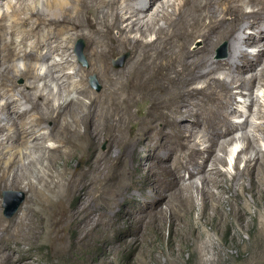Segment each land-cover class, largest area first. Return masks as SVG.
Segmentation results:
<instances>
[{
    "label": "bare ground",
    "instance_id": "obj_1",
    "mask_svg": "<svg viewBox=\"0 0 264 264\" xmlns=\"http://www.w3.org/2000/svg\"><path fill=\"white\" fill-rule=\"evenodd\" d=\"M31 1L33 3L21 2L18 7L11 0L7 1L1 18L9 15L13 18L9 24L0 20V95L6 96L0 101V186H14L29 193L13 220L3 221L0 217V230L7 235L5 240L35 239L43 235V228H47L45 235L56 244L55 241L62 238L60 230L65 220L81 221L95 214L89 208L87 197L97 189L104 195V175L110 160L108 150L101 152L97 145L102 136L119 125L116 119L129 115L133 104L149 103L137 129L138 133L148 137H162L160 134L168 137V131L175 125L179 114L184 118L197 116L199 122L204 121V128L208 131V149L218 141L224 148L233 141V132L237 129H245L241 137L248 144L253 143L257 137L255 133H248V125L262 132L264 139V124L247 119L235 124L228 117L234 111L236 101L232 88L236 85L247 94L256 78L264 80L261 71L244 76V66L252 59L264 67V0ZM246 26L255 29L254 35L238 33H243ZM114 29L116 35L113 34ZM150 31L155 36L146 39V32ZM132 32H138V35ZM14 33L18 34L17 39L12 37ZM78 35L87 40L86 53L91 60V71H96L101 80L113 86L102 97L91 94L87 102L77 96L55 103L54 95L63 94L60 89L65 86L59 80H75L71 90L82 95L90 94L82 83L81 67L70 58V47ZM27 39H32L29 44ZM196 40L201 41L200 46L191 48ZM222 41L227 55L215 58L214 50ZM241 46H257V50L252 53ZM41 49L44 52L38 53ZM124 49L130 50L134 60L126 69L116 70L109 60L114 53ZM54 53L59 58L48 62ZM17 58L24 60L22 67L14 63ZM31 60L48 62L45 72L38 73ZM68 67L73 69L65 70ZM221 69L228 79L216 75V71ZM18 75L32 80L28 86L35 89L33 97L32 93L30 96L27 91L6 82ZM36 80L54 81L55 94L50 91L43 95L40 92L42 88L39 90L35 84ZM198 80L204 82L202 87L195 85ZM69 89L64 87L65 91ZM22 99L30 103L28 108L22 109L25 112L34 109V113L28 125L30 130L20 131L21 122L14 116L11 104ZM75 103L83 107L81 114L71 110ZM95 104H98V109ZM257 114L264 118V110L260 109ZM49 120L52 124L44 126ZM156 121H161L159 128ZM7 124L12 126V134L4 133ZM81 124L82 130L79 129ZM190 136L193 135L189 132ZM51 138L60 144L53 148L45 146L44 142ZM29 140L33 143L28 144ZM22 143L26 146L19 147ZM35 151L47 153L45 163L42 155L24 162L23 159L31 157V152ZM212 151L210 149V154ZM82 152L86 153L85 168L68 172L69 157ZM208 157L200 163L194 160V163L203 169ZM259 158L262 159L260 156L248 159V164L254 163L232 176L242 177L246 171L250 181L248 190L251 191H255V187H264V178L256 172ZM36 161L40 167H36L38 171L33 174L31 166L34 167ZM212 181L220 186L222 179ZM200 192L203 204H210L209 198L213 193L204 187ZM70 194L77 197L76 203L64 209L62 201ZM32 216L35 220L29 222L27 218Z\"/></svg>",
    "mask_w": 264,
    "mask_h": 264
},
{
    "label": "rangeland",
    "instance_id": "obj_2",
    "mask_svg": "<svg viewBox=\"0 0 264 264\" xmlns=\"http://www.w3.org/2000/svg\"><path fill=\"white\" fill-rule=\"evenodd\" d=\"M7 1L9 0H0V20L9 24L13 16L1 18L2 9H5ZM11 2L16 6L21 2L33 3L31 0H17V2L11 0ZM254 30L246 26L243 33H238H246L245 35L250 36L254 35ZM113 34L116 35V29L113 30ZM132 34L138 35V32ZM8 35L6 33L5 36L8 38ZM154 36L153 31L146 32L145 35L146 39H152ZM12 37L17 39L18 34L14 33ZM31 40L27 39L26 42L29 44ZM79 40L83 42L81 50L85 63L79 59L76 52V47L80 44ZM200 44L201 41L196 40L191 44V48ZM86 47L87 40L84 36L74 37L70 47V58L81 67L84 77L82 83L90 94L82 95L71 90L72 82L75 80H59L64 82L66 88H70L68 91L64 90L65 86L60 89L63 94H55L54 81L36 80L35 84H38L39 90L42 88L40 92H43V95L52 91L55 94L53 98L55 103L77 96L87 102L91 94L102 97L112 88L113 85L101 80L96 71H91L93 69ZM241 47L248 48L247 50L252 53L257 50V46ZM43 52L44 49L38 51V53ZM226 55L227 48L222 41L215 48L213 57ZM58 58L59 56L54 53L48 62ZM133 60L130 50L124 49L114 53L109 63L112 68L122 70L126 69ZM30 62L36 65L38 73L45 72L48 62L36 60ZM14 63L17 67H22L24 60L17 58ZM255 63L256 61L252 59L251 63L244 66L245 77H249L251 72L258 71L264 75L262 64ZM72 69L68 67L65 70ZM221 70L216 71L215 74L228 79L224 70ZM92 76H95V82L92 81ZM29 81L32 80L24 75L6 80L15 85V88L27 91L30 96L32 93L31 97H33L35 89L28 86ZM195 83L198 87L204 85L202 80ZM235 86L232 88L236 100L233 104L234 111L230 112L228 117L230 116L235 124L246 119L253 123L264 124V118L257 114L260 109L264 110V80L256 78L247 94L241 87ZM208 90L209 88H206V91ZM16 95L19 97L18 94ZM5 98L6 96L0 95V101ZM76 104L71 106V110L81 114L83 107ZM148 104V101L138 105L133 104L129 115L125 114L116 119L119 125L102 136L97 145V150L101 152L108 150L110 160L104 175V195H101L102 191L97 189L87 197L89 208L95 214L90 219L81 221L65 220L60 230L62 238L55 241L56 244L45 235L47 228H43L42 236L35 239L32 237L29 240L23 238L5 240L7 235L0 230L3 240L0 242V264H264V187H255V191L248 190L250 181L246 171L242 177L237 175V178H232L235 173L242 172L245 166L254 163L252 161L248 164V159L254 156L264 158L262 132L253 130L252 126L248 125L249 127H246L248 133L250 135L255 133L257 137L256 141L248 144L241 137L245 129H237L233 132L235 137L233 141L224 148H221L219 141L212 144L210 149L213 151L210 154L208 131L204 128V121L199 122L197 116L190 115L184 118L177 114L175 125L168 131V137L163 134H160L162 137H148L138 133L141 117ZM29 105V101L23 99L13 101L11 104L14 116H17L21 122L20 131L30 130L28 125L34 109H27L26 112L22 109L28 108ZM95 105L98 109V104ZM23 112L25 114L21 115ZM66 118L70 119L69 112ZM25 122L27 126L24 125ZM50 122L52 124L49 120L43 125L50 126ZM156 122L158 125L156 127L159 128L161 121ZM79 129H83L82 124ZM7 132L12 134L10 124L5 126L4 133ZM189 132L193 136L188 137ZM115 138L117 139L114 140ZM32 143L33 141H28V144ZM58 143V140L51 138L47 139L44 145L53 148ZM19 145V147L26 146L24 143ZM41 155L45 163L47 153L41 151L31 152V157L27 156L23 160L27 163L31 158ZM207 155L209 157L203 169L196 166L194 160L200 163ZM85 156V152L70 156L68 172L84 169ZM262 159L259 158L257 161L256 172L258 171V176L264 178ZM39 165L40 163L36 161L34 167L31 166L33 174L38 171L35 168H39ZM214 179H222V185L221 183L220 186L214 185L212 183ZM202 187L213 193L209 198L210 204L204 205L202 202L200 192ZM22 193L20 204L13 210ZM28 194L25 189L0 186V217L3 221H11L19 214ZM76 200L77 197L70 194L62 201V207L64 209L72 207ZM39 213H36V216ZM27 219L30 220L29 222L35 220L33 216Z\"/></svg>",
    "mask_w": 264,
    "mask_h": 264
},
{
    "label": "water",
    "instance_id": "obj_3",
    "mask_svg": "<svg viewBox=\"0 0 264 264\" xmlns=\"http://www.w3.org/2000/svg\"><path fill=\"white\" fill-rule=\"evenodd\" d=\"M78 43H80V44H79L78 47H76V52H77V54H78L79 59L83 60V62L85 63V60H84L83 55H82V50H81V49H82L81 47H82V45H83V42H82V40H79ZM92 81H93V82L96 81V80H95V76H92ZM21 195H22V196L20 197V199L18 200V202H16L15 206L13 207V210H15L16 207L20 204V202H21V200H22V198H23V193H22Z\"/></svg>",
    "mask_w": 264,
    "mask_h": 264
}]
</instances>
